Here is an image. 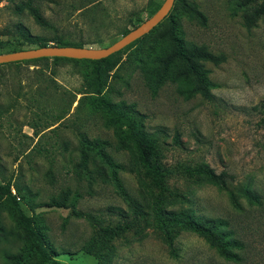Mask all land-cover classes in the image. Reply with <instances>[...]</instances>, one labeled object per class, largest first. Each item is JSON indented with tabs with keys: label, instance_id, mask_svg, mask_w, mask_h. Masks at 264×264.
Returning a JSON list of instances; mask_svg holds the SVG:
<instances>
[{
	"label": "rangeland",
	"instance_id": "rangeland-1",
	"mask_svg": "<svg viewBox=\"0 0 264 264\" xmlns=\"http://www.w3.org/2000/svg\"><path fill=\"white\" fill-rule=\"evenodd\" d=\"M176 1L152 33L122 51L99 96L87 81L93 68L84 62L0 65V185L11 184L16 203L62 264H98L82 251L92 239L108 252V264H264V0ZM163 2L0 0V40L8 41L0 55L28 36L105 48ZM26 4L39 9L45 26L26 9L18 13ZM171 25L186 44L220 58L200 62L208 98L181 95L175 75L152 89V73L170 52L163 33ZM100 100L135 120L167 168L164 210L193 211L225 236L236 259L190 230H162L150 217H134L133 208L149 211L160 191L126 128L111 121ZM200 166L232 176L234 197L205 176L183 173ZM246 189L252 199L243 196ZM17 218L13 203L0 204L8 232L0 234V264L18 258L42 264L27 249Z\"/></svg>",
	"mask_w": 264,
	"mask_h": 264
},
{
	"label": "trees",
	"instance_id": "trees-1",
	"mask_svg": "<svg viewBox=\"0 0 264 264\" xmlns=\"http://www.w3.org/2000/svg\"><path fill=\"white\" fill-rule=\"evenodd\" d=\"M176 4L177 1L175 0L168 15L148 34L134 41L123 50L112 54L107 58L101 60H74L66 58H52V60H70L74 62H84L90 64L93 70L91 71V73L87 74L88 85L93 89V93L99 96L107 83L109 73L117 66L119 62V55L122 53V51L133 47L141 39L152 33L165 19L170 16L171 12L175 9ZM25 9L36 25H46V22L42 18L37 7L31 4H26L25 6L18 7L17 11L18 13H20ZM245 18L246 15L244 14V19ZM20 28L21 27L19 25L16 26V29L22 33ZM128 32H125V34H127ZM163 38L167 39V42L170 46V52L166 56L167 61L161 62V64H159L156 69H154V73H152L154 75L150 82L152 89L157 90L159 86L163 84L165 79L175 75L178 79V91L181 95L187 97L194 96L195 94H200L202 97L208 98L209 96L207 91L206 78L204 72L201 71L200 62L211 61L213 63H217L220 58L208 52L204 47H197L194 45L186 44L177 34L174 25H171L169 29L165 30V32L163 33ZM24 41L25 42L16 41L15 43H18V45H20V48H13L9 52L11 53L23 50L22 47L25 43L28 45H36L37 48L47 46L83 47L82 44H71L64 40L62 37L53 38L51 41H48L28 36ZM0 45L2 48L8 47V41L0 40ZM45 59L47 58L30 61H39ZM15 63L17 64L20 62ZM99 105L105 110L111 121L121 127L126 128L127 137L134 144L139 160L147 168V172L151 177L150 180L152 181L153 186L160 191V194L157 196L155 203L152 204L149 211L143 212L140 208L136 209V207H134V217L139 220L141 218L143 222H147L148 218L150 217V219H153V224L162 230H168L170 229V227H178L190 230L200 237H203L212 242L218 252L225 258L232 260L236 259L237 254L230 250V244L225 240V236L222 233H219L216 230L215 226H204L202 224L203 222H201L202 220L198 221L193 217V211L184 212L182 210H164V208L162 207L164 197L161 196V193L167 190V168H165L158 160L151 143L144 135L142 129L136 125L135 120L132 117L127 115V113H122L121 107L114 108V106L110 105L104 100H100ZM35 134H37V132ZM183 173L188 177L205 176L212 184H215L221 190L227 191L229 195L234 197V194H231V192L229 191L230 183L233 180L232 176H227L225 175V173L216 174L211 169L202 166L194 169L185 168ZM13 188L16 193H20V188L16 184H13ZM243 196L248 200L252 199V196L248 189L244 191ZM184 197V195L180 196V198ZM4 201H10L14 204V208L18 216L17 222L19 223V226H21L22 229L26 232V235L28 237L27 249L37 255L39 261L42 264H62L52 258L51 253L49 252V246L44 239L43 233L40 231V229H37L34 226V224L32 223V218L26 216L20 206L16 203V198L11 193V184L0 185V204ZM206 223L209 224L213 222ZM0 234H8L7 230H4L1 225ZM101 246L102 244L99 241L92 239L82 246V251L85 254L92 256L93 258L98 260V264H108L110 256L107 254L108 252L104 251L105 248ZM102 252H104V255H102ZM20 260L21 259L18 258L16 260V264H21Z\"/></svg>",
	"mask_w": 264,
	"mask_h": 264
},
{
	"label": "water",
	"instance_id": "water-1",
	"mask_svg": "<svg viewBox=\"0 0 264 264\" xmlns=\"http://www.w3.org/2000/svg\"><path fill=\"white\" fill-rule=\"evenodd\" d=\"M174 1L175 0H164L160 8L152 17L141 23L136 28L130 30L127 34L108 47L93 49L73 46H47L20 50L0 55V65L42 58H66L74 60H101L107 58L148 34L168 15Z\"/></svg>",
	"mask_w": 264,
	"mask_h": 264
}]
</instances>
